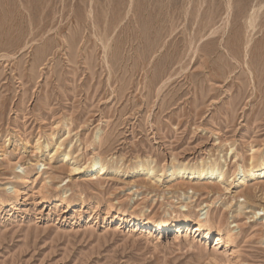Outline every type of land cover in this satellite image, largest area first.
<instances>
[{"label": "rangeland", "instance_id": "374dc122", "mask_svg": "<svg viewBox=\"0 0 264 264\" xmlns=\"http://www.w3.org/2000/svg\"><path fill=\"white\" fill-rule=\"evenodd\" d=\"M95 158L108 177L72 172ZM253 158L264 0H0V264H264V176L234 179ZM213 162L221 193L179 186Z\"/></svg>", "mask_w": 264, "mask_h": 264}, {"label": "bare ground", "instance_id": "6f19581e", "mask_svg": "<svg viewBox=\"0 0 264 264\" xmlns=\"http://www.w3.org/2000/svg\"><path fill=\"white\" fill-rule=\"evenodd\" d=\"M252 160H253V162H252L250 168H247V170H240L237 173H235L234 179H236L237 182H240V181L246 182L249 180L250 182L256 183V181L259 182V180L264 176V161H262L263 159L260 160L261 161L260 163H256L254 158ZM197 165H192L191 167H187L188 165L187 166L184 165V166H180L176 170H174L177 173V177H178L177 179H179V181H180L179 186L180 187L190 186V184L192 182H194V183H196V186H195L196 190L199 191V190L203 189L204 191H206L208 188H210L209 185H207V184H213L214 187H217L218 192L221 193L220 191H223L224 188L221 187V189H222L221 190L220 185H224V183L227 179L223 174V169L215 163L214 164H206V165H204V163H203V165H201V166H197ZM107 167L108 166H107L106 162H104L100 158H95L91 162H89L88 165H86V167H84V168L74 167L72 169V172L79 173V174L84 173L85 176H87V177L100 179V178L108 177L107 174L109 173V169ZM154 170H155V167L150 168L148 166L146 167L144 165L139 164L138 167L132 169V174L142 175V174L146 173L145 174L146 178L155 179L156 177L152 178L156 172V171L154 172ZM114 172H116V171H114ZM118 172H119V170H118ZM176 173L174 172V174H176ZM158 180H160V179H158ZM145 187L148 188L147 186H145ZM225 187H226V184H225ZM262 188H264V187H262ZM190 190H193L192 187ZM226 190H228V189L226 188ZM250 192L251 191H249L248 193H245V194L246 195L248 194V196H250ZM248 196H246V198ZM248 199H250V197ZM16 202L17 201H11L9 204L14 205V204H16ZM243 202H246V201L244 200ZM208 207L209 206H207L206 208H208ZM242 208H243V205H240L238 210H237V213L242 214L241 213ZM204 210L205 209H203L202 211H204ZM262 211L264 212V208L262 209ZM208 213H209V211L206 212V214H208ZM121 214L124 215L123 212H121ZM189 222H190V216L184 215L183 219H174L171 223H168V225H169L168 229L171 228L172 231L175 230L176 232L179 233L184 228L186 229L187 227L190 226ZM166 223L165 222L152 223L150 221H147V222L140 221L137 224V226L140 228H146V229L152 230V231L153 230L162 231ZM221 223H222V221H220L219 222L220 225H218L219 228H218V233L216 236V246H219L221 243H223V240L225 238L228 241L227 245L228 246L232 245L234 243V236L231 234L230 231H226L225 229H222ZM194 229H195V234H197L198 232H202L206 235V238H210L212 236V232L214 230L213 225H212V221L210 219L209 220H198L197 225L194 227Z\"/></svg>", "mask_w": 264, "mask_h": 264}]
</instances>
